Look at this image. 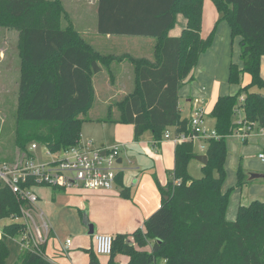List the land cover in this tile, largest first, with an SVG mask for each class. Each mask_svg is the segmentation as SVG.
I'll use <instances>...</instances> for the list:
<instances>
[{
  "label": "trees",
  "instance_id": "16d2710c",
  "mask_svg": "<svg viewBox=\"0 0 264 264\" xmlns=\"http://www.w3.org/2000/svg\"><path fill=\"white\" fill-rule=\"evenodd\" d=\"M219 20L228 21L232 37L239 36L241 66L230 63L228 83L239 86L242 75L251 76V87L264 88L260 61L264 56V0H211ZM203 0H98L97 31L100 35L156 39V63L134 61L136 87L120 102L117 122L132 125L134 141L145 130L160 143L166 131L189 134L190 121L182 117L179 90L201 54L211 47L200 36ZM60 0H0V26L20 32L21 74L18 99L23 123L43 125L39 133L25 132L17 146L36 141L56 153L79 143L82 117L92 106L91 77L100 71L101 59L71 24ZM186 19L179 37H167L176 16ZM70 23V22H69ZM244 96L242 105L239 97ZM242 110L243 121L264 127V95L240 88L234 95L217 99L210 113L217 139L207 142L208 163L202 178L192 179L187 171L195 157L193 143L175 146L171 180L160 188L161 206L145 222L144 229L113 237L108 264L115 257L129 258L127 264H264V202L240 206L233 221L226 219L232 193L246 182L240 166L237 182L226 192V139L237 128L234 117ZM115 122V121H112ZM119 178L117 175L116 180ZM57 189V188H55ZM20 202L0 182V221L20 214ZM21 224L0 228V264L9 256L7 240L18 239ZM131 238V239H130ZM149 246V250L136 251ZM40 252L22 249L14 264H54ZM89 264H99L90 252Z\"/></svg>",
  "mask_w": 264,
  "mask_h": 264
},
{
  "label": "crops",
  "instance_id": "0c3cea01",
  "mask_svg": "<svg viewBox=\"0 0 264 264\" xmlns=\"http://www.w3.org/2000/svg\"><path fill=\"white\" fill-rule=\"evenodd\" d=\"M97 2L98 0H72V2H68L70 10L67 11L64 6L67 16L64 20L65 27L71 24L79 32L83 40L99 54L101 59L99 63L100 71L91 77V83L95 94L94 102L104 112L103 114L99 113L97 117L88 118L89 120L86 122L103 126L118 123L117 120L121 115L120 107L116 108L111 105L112 101L115 100L113 99L115 97L113 95L126 96L132 93L136 87L134 61L145 60L150 63H156L158 50H156V39L154 38L100 35L97 31ZM207 7L209 8V6ZM207 7L205 6L204 8L206 9L204 14V18L206 19L211 16V11L207 10ZM185 26L186 19L181 14H178L176 16V23L168 31L167 37H179ZM221 49L226 52L224 47ZM215 54L217 52L213 44L205 53L200 55L196 67L190 74L191 79L187 78L180 88L178 106L182 117L189 119L193 106H200L201 104L205 109V115L207 112L211 113L217 99L224 96L221 91L222 87L219 88L215 75L216 67L219 63ZM215 63H217L216 66ZM225 65L228 71L230 60H227ZM239 66H241V63ZM260 76L264 82V56L260 61ZM119 100H115V102H119ZM196 100L198 101L197 103ZM92 106L90 109L93 108ZM243 118L242 110H238L234 117L235 124ZM214 123L213 119V125ZM173 131L174 129L170 130L171 133ZM250 138L251 140L249 141ZM250 138L243 141V143L246 145L248 143L249 145L241 148L252 150L254 154L257 153L256 158L248 160L245 156H241L236 162V172L241 166L245 175L250 172L264 175V159L259 157L261 154L264 155V134L258 132ZM147 142L148 149H146V154L152 157L151 161L139 163L138 166H146L148 169H152V175L148 176V174L140 171V168L137 167L135 168L137 173L136 179L131 184L129 180L126 181V179L122 178L123 168L120 165L119 178L116 180L112 190L70 188L64 191V189L50 187L35 188V193L38 196L37 202L40 203H37L38 206H33L34 217L36 216L37 222H46L50 229L44 250L45 257L49 261L54 264H73V259L68 255L72 245L71 236L79 240L81 239L83 245L87 244L88 240L80 238V235L88 236L95 248L94 235L88 234L89 225H92L94 234H107L112 237L118 234L128 235L137 229H144V222L159 204L156 198L157 189L153 178L156 179L160 192V188L165 187L169 181L166 175L167 171H164V169L167 167L174 169L176 146L168 140L156 143L153 138H148ZM168 144L174 146L171 148L173 149V153L171 149L167 151ZM120 159L123 162L122 158ZM247 178L248 176L246 175ZM40 190L45 191L41 193ZM253 201L264 202V177L246 183L234 190L229 201L226 219L228 221L235 220L238 208L240 206H247ZM67 239L71 240V245L64 252L63 245ZM10 240L19 245L17 239L10 238ZM49 242L53 246L52 250L50 249ZM56 246L58 248L55 250ZM20 250V245L19 249H15L13 254L9 249L6 264L8 262L14 264ZM109 258L107 257V259ZM127 260H129L128 257L118 255L114 261L116 264H127ZM102 263H106V259ZM106 264H108V261Z\"/></svg>",
  "mask_w": 264,
  "mask_h": 264
},
{
  "label": "rangeland",
  "instance_id": "374dc122",
  "mask_svg": "<svg viewBox=\"0 0 264 264\" xmlns=\"http://www.w3.org/2000/svg\"><path fill=\"white\" fill-rule=\"evenodd\" d=\"M67 9L70 10L68 2H72V0H60ZM89 1V0H87ZM205 6L207 10L211 11L210 18H204V14L206 12ZM220 15L211 0H203L202 6V25H201V36L203 39L209 38L211 40V46L215 45V51L217 52L216 59L219 60L218 65L215 63L216 71L215 75L217 77L219 88L222 87V93L224 96L226 95H234L238 92L240 88H248L249 92H256L260 94H264V88H257L255 86L251 87V76L247 73L242 75L241 83L238 87L232 86L228 83V71L225 63L227 60H230V63H234L239 65L240 62V52H239V41L240 37H232L231 27L228 21H220ZM176 23V22H175ZM62 28L65 27V20L62 19L61 22ZM216 40V41H215ZM224 40V41H222ZM19 41H20V32L15 27H7L0 26V164H9L14 165L17 160L22 157L24 152H27L28 148L32 144H37L38 146H43L36 141L29 142L25 149H21L17 146L18 139L23 135V133L28 132L32 135L34 133H39L45 130V126L43 125H33L23 123L20 119V111H21V103L18 99V91H19V79L21 74V58L19 55ZM225 48L224 52L221 48ZM226 55V57H224ZM232 60V61H231ZM223 61V62H221ZM229 67V66H228ZM211 75V73H210ZM115 96L113 99L119 100L121 102L125 95H113ZM95 99V94H94ZM93 99V108L88 111L82 117L93 118L94 116H99V113L104 112L98 108L97 103L95 104ZM113 100L112 104L116 108L120 107V103L118 101L115 102ZM96 105V106H95ZM204 127L207 132L214 130L213 119L210 117V113L207 112L204 118ZM133 126L126 123H114V124H106V125H98L91 122H84L81 126L79 145H83L87 141H92V147L97 148L100 147L101 144L104 145L106 149H110L111 147L118 146L120 151L118 152V158H122L123 162L120 164L121 168H123L122 178L129 180L130 184L133 183L134 179H136V170L135 168L139 167L140 171H144L148 176L152 175V169H148L146 166H138L139 163H145L147 161H151V158L148 154H146V149H148V138H153L150 130H145L142 135L139 137L138 142L133 141ZM260 132V126L257 123L253 124V128L249 133L248 139ZM21 135V136H20ZM251 138L249 139V141ZM201 145L207 147V144L203 142H195L193 143V153L196 156L205 155V150H201ZM245 145V146H243ZM247 145L243 143V141L239 138L236 133H233L226 139L227 146V158L225 163V172L226 177L222 186V191L226 192L229 188L234 187L237 182V160L241 156H245L248 160H254L256 158V154L251 150H247ZM173 145L168 144L167 151L173 148ZM172 153H173V149ZM242 151V152H241ZM38 153L40 155H44V150L39 149ZM168 155V153H167ZM190 160L187 171L189 176L192 179L198 180L202 178V165L195 159ZM164 169V168H163ZM164 171H167V179L171 180V173L173 169L165 168ZM136 173V174H135ZM170 175V176H169ZM127 176V177H126ZM140 176V175H139ZM169 176V178H168ZM138 178V177H137ZM156 184L158 206L154 211L150 213L151 216L154 212L159 209L160 206V192L159 186L157 184L156 179L153 178ZM68 190V189H66ZM45 190H40L43 193ZM65 191V190H64ZM232 196V195H231ZM231 198V197H230ZM40 203V202H37ZM35 204V206L38 204ZM148 216V218H149ZM36 217V216H35ZM36 219V218H35ZM37 220V219H36ZM38 221V220H37ZM9 219H3L0 221V228L4 225L9 224ZM71 235V234H69ZM72 239L71 251L69 252V257L73 259V264H89L90 260V252L95 254L94 244L91 243L90 238L88 236L80 235V238H86L88 243L83 245L82 240L70 237ZM51 242V241H50ZM49 242L50 249L52 250L53 246ZM7 247L10 251L13 252L15 249H19V245L11 241L10 239L6 242ZM58 247L56 246L54 249L56 250ZM136 251L149 250V246H145L140 248L138 245H134ZM59 251V250H58ZM63 255V254H62ZM96 255V254H95ZM99 264H106L109 259V256H98L96 255ZM106 263H102L105 261ZM129 259V258H128ZM128 263V260H127ZM7 264H10L8 262Z\"/></svg>",
  "mask_w": 264,
  "mask_h": 264
},
{
  "label": "built area",
  "instance_id": "2783aa9c",
  "mask_svg": "<svg viewBox=\"0 0 264 264\" xmlns=\"http://www.w3.org/2000/svg\"><path fill=\"white\" fill-rule=\"evenodd\" d=\"M243 102L244 96L241 95L237 104L242 105ZM204 118L203 105H194L189 117V134L166 131L161 141L168 140L175 145L200 141L207 144L210 139H217L214 130L207 132L205 129ZM236 126L233 133H236L242 141H246L253 124L242 119L236 123ZM260 133L264 134V127H260ZM92 144V141H87L83 145L78 143L56 153L50 152L45 146L32 144L14 165L0 164V182L7 186L20 202L24 203L20 207V214L10 219V222L21 224L23 227L22 234L17 239L21 250L39 251L40 245L46 243L50 230L46 222H37L34 217L33 206L38 201L35 188L50 187L64 190L70 188L112 190L114 188L120 167L118 163L120 149L118 146L110 149L93 148ZM206 148L201 145V150L206 151ZM39 149L44 150V155L38 153ZM259 157L264 159L262 154ZM94 241L96 255L110 256L113 245L111 235L95 234ZM70 245L71 240L67 239L63 245V251L66 252Z\"/></svg>",
  "mask_w": 264,
  "mask_h": 264
},
{
  "label": "water",
  "instance_id": "95a60500",
  "mask_svg": "<svg viewBox=\"0 0 264 264\" xmlns=\"http://www.w3.org/2000/svg\"><path fill=\"white\" fill-rule=\"evenodd\" d=\"M104 145H100V147H103ZM102 154H104V152H102ZM195 159L202 165V166H205L207 165L208 163V157L206 155H202V156H196ZM118 163H122L121 159L118 160ZM246 175L248 176V178L246 179V182L249 183V182H252V181H256V180H259L261 178L264 177L263 174H260V173H246ZM88 234L89 235H95L94 234V231H93V228H92V225H89L88 226Z\"/></svg>",
  "mask_w": 264,
  "mask_h": 264
}]
</instances>
